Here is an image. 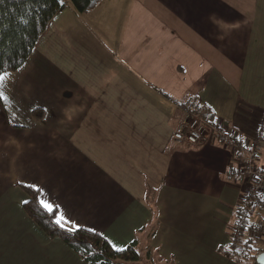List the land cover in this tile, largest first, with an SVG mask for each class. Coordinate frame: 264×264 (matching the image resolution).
<instances>
[{"label":"crops","instance_id":"obj_1","mask_svg":"<svg viewBox=\"0 0 264 264\" xmlns=\"http://www.w3.org/2000/svg\"><path fill=\"white\" fill-rule=\"evenodd\" d=\"M65 2L0 85V264H89L29 217L19 183L43 186L116 248L148 226L158 264H251L219 249L247 191L234 150L173 137L189 96L240 143L261 135L264 0H102L82 14ZM40 156L41 181L26 171ZM247 215L245 230L264 223V208Z\"/></svg>","mask_w":264,"mask_h":264},{"label":"trees","instance_id":"obj_2","mask_svg":"<svg viewBox=\"0 0 264 264\" xmlns=\"http://www.w3.org/2000/svg\"><path fill=\"white\" fill-rule=\"evenodd\" d=\"M102 0H71L72 7L78 14L88 13ZM68 4L63 0H0V71H16L33 53L36 44L45 31L48 23ZM203 116L209 120L215 119V113L206 104L200 105ZM33 114L36 118H42L44 108H35ZM264 139V123L262 133L259 136ZM238 141L240 138L238 137ZM241 154V151H239ZM28 195V204L24 203V209L29 217L51 239L59 238L79 254L89 264H158L153 248L148 246L146 238L140 233L124 248L112 247L111 241L101 232L88 231L87 227L77 232H68L60 229L48 215L41 209L35 200L34 190L28 184L19 183ZM249 214L243 206H239L236 226L245 229L249 221ZM149 228V227H148ZM153 234V226L150 227L149 236ZM245 240L243 251H233L235 245L220 246V251L244 263L259 264L257 257L264 251V247H257V240L248 237ZM142 245V246H141ZM117 249H121L117 251Z\"/></svg>","mask_w":264,"mask_h":264},{"label":"built area","instance_id":"obj_3","mask_svg":"<svg viewBox=\"0 0 264 264\" xmlns=\"http://www.w3.org/2000/svg\"><path fill=\"white\" fill-rule=\"evenodd\" d=\"M200 103L193 96L187 97L178 104L183 111V117L174 132V142L186 143L191 146L213 138L222 139L233 150L231 168L235 175L244 180L248 187L242 198L241 206L251 213V208H264V165L261 163V147L264 139L259 136L239 143L238 136L224 123L217 119L209 120L200 111ZM241 151V154L239 153ZM257 177L259 179H257ZM252 237L264 241V223H254L247 230L236 226L233 233L235 248L243 251V241Z\"/></svg>","mask_w":264,"mask_h":264},{"label":"snow or ice","instance_id":"obj_4","mask_svg":"<svg viewBox=\"0 0 264 264\" xmlns=\"http://www.w3.org/2000/svg\"><path fill=\"white\" fill-rule=\"evenodd\" d=\"M63 2V0H61ZM10 72L8 71H0V85H3L6 80L10 77ZM8 97L4 94L3 91H0V100H7ZM257 179H259L257 177ZM34 190V196L36 202L39 204L41 209L48 215L49 219H51L60 229L68 231V232H77L82 228L86 227L85 224L79 222L73 215L70 214L67 205L62 204L59 200L53 199L50 193L45 190V188L41 185L31 184L28 185ZM23 203L28 204V201L25 200ZM88 231L95 233L96 228L93 226L88 228ZM107 239V237H105ZM244 244H248L247 240L243 241ZM112 247H116L115 244ZM121 249H117L120 251ZM233 251L239 252V248L231 249Z\"/></svg>","mask_w":264,"mask_h":264},{"label":"rangeland","instance_id":"obj_5","mask_svg":"<svg viewBox=\"0 0 264 264\" xmlns=\"http://www.w3.org/2000/svg\"><path fill=\"white\" fill-rule=\"evenodd\" d=\"M65 1V0H64ZM69 1V0H66ZM16 74V73H15ZM16 78V77H14ZM195 98V96H193ZM187 99V98H186ZM196 100H198L197 98H195ZM32 98L30 97V95H26L20 98V100H18V102L23 105L24 108L27 107V105L30 106ZM199 101V100H198ZM200 103V102H199ZM201 104V103H200ZM236 133V132H235ZM237 135V134H236ZM240 143V142H239ZM262 147H264V142L262 143L261 147L259 148L260 152L262 151ZM45 160L47 161L46 157H42L40 156L39 159H33L30 160V164L31 165H35V166H31V168L33 170H26L27 172H31L35 174V178H37L39 181H41L42 179H44V168H43V164L45 162ZM262 163V162H261ZM263 164V163H262ZM246 187H248L247 184H245Z\"/></svg>","mask_w":264,"mask_h":264},{"label":"water","instance_id":"obj_6","mask_svg":"<svg viewBox=\"0 0 264 264\" xmlns=\"http://www.w3.org/2000/svg\"><path fill=\"white\" fill-rule=\"evenodd\" d=\"M257 262L259 264H264V251H262L261 253H259V255L257 257Z\"/></svg>","mask_w":264,"mask_h":264}]
</instances>
